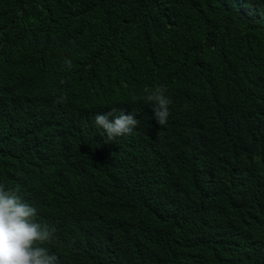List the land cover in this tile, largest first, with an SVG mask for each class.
<instances>
[{
  "label": "trees",
  "instance_id": "trees-1",
  "mask_svg": "<svg viewBox=\"0 0 264 264\" xmlns=\"http://www.w3.org/2000/svg\"><path fill=\"white\" fill-rule=\"evenodd\" d=\"M0 32V151L13 160L0 184L56 229L41 246L58 264H264V0H0ZM102 54L139 91L111 92ZM18 59L56 69L70 113L23 127L41 110ZM158 86L164 126L146 98ZM111 108L134 112L132 137L95 125Z\"/></svg>",
  "mask_w": 264,
  "mask_h": 264
},
{
  "label": "clouds",
  "instance_id": "clouds-1",
  "mask_svg": "<svg viewBox=\"0 0 264 264\" xmlns=\"http://www.w3.org/2000/svg\"><path fill=\"white\" fill-rule=\"evenodd\" d=\"M2 35L3 33L0 32V37ZM102 55L108 58V66L113 76L111 92L120 85H126L139 91L135 76L124 72L117 58L107 54ZM9 64L17 71L23 94L37 100V108L41 110L37 116L20 117L26 130L39 124L47 126L57 113L71 112L67 105V98H57L51 92L49 75L56 69L41 60L35 65L30 64L25 67H21L19 59ZM65 65L69 70L72 69L73 65L70 59L65 61ZM196 70L195 65H190L187 72ZM185 83L186 80L183 85ZM145 91L148 92L146 98L152 104L157 124L166 125L170 115L169 105L172 103L171 99L165 95L166 89L158 86L153 90L145 89ZM0 107L5 108L1 101ZM118 111L119 114H117ZM125 111L129 110L125 109ZM94 123L105 131L108 141H115L118 137L126 134L128 138L132 137L137 131L136 126L139 121L134 112L125 114L122 109L111 108V111L105 114L97 113ZM0 154L1 177L8 168L13 166V160L9 162L6 154L1 151ZM26 200L27 198L19 187L10 188L0 184V264H58L59 257L55 253L50 254L46 247L41 246L53 238L56 229L36 222L37 209L29 205Z\"/></svg>",
  "mask_w": 264,
  "mask_h": 264
}]
</instances>
